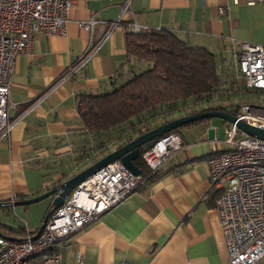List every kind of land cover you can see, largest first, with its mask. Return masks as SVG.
<instances>
[{
  "label": "crops",
  "instance_id": "0c3cea01",
  "mask_svg": "<svg viewBox=\"0 0 264 264\" xmlns=\"http://www.w3.org/2000/svg\"><path fill=\"white\" fill-rule=\"evenodd\" d=\"M91 17L96 20L92 31L78 24ZM119 17L122 21L107 35ZM133 21L143 31L169 30L190 45L207 47L216 53L219 70L234 72L241 79L240 43L264 44V0L255 4L75 0L65 33H36L32 50L16 59L10 91L15 103L10 117L15 123L8 135L0 136V202L40 195L146 131V124L141 123V130L134 132L112 128L97 134L86 127L79 113L82 95L102 93L123 83L135 63L148 66L127 56L126 33ZM91 44L100 46L72 76L55 86ZM217 93L199 100H178L175 109L166 107L157 116L159 121L152 124L151 120L149 125L153 128L209 106L236 104L230 96ZM227 121L213 117L175 130L182 136L183 148L154 177L126 201L52 246L61 252L62 264H79L78 252L84 256L83 264H228L216 207L220 191L211 187L208 165L211 155L231 148L225 140ZM53 197L43 198V203L0 206V222L20 230L0 227V235L23 238L28 232L34 234L51 211Z\"/></svg>",
  "mask_w": 264,
  "mask_h": 264
},
{
  "label": "built area",
  "instance_id": "2783aa9c",
  "mask_svg": "<svg viewBox=\"0 0 264 264\" xmlns=\"http://www.w3.org/2000/svg\"><path fill=\"white\" fill-rule=\"evenodd\" d=\"M255 4L263 0H232ZM75 0H0V136L8 135L15 121L10 110L12 75L16 59L32 50L35 34L65 33L70 9ZM128 2L122 6V12ZM224 13L226 7H220ZM122 21L112 22L107 35ZM96 20L91 17L78 24L92 31ZM128 31H142L137 21ZM90 45L85 55L70 66L57 86L72 76L99 48ZM238 67L248 89H264V44L242 41L239 45ZM239 120L264 128V109L244 104L235 114ZM225 140L231 148L208 158L211 187L220 192L216 207L223 228L229 255L228 264H264V139L249 135L236 122L225 128ZM184 141L177 131L161 135L156 143L142 152L150 175L158 171ZM149 176L134 173L120 159L102 166L78 184L64 203L49 213L39 236L33 233L18 240L0 235V264H62L61 252L52 249L60 239L81 230L129 195ZM76 259L84 263L78 252ZM120 264H129L124 261Z\"/></svg>",
  "mask_w": 264,
  "mask_h": 264
},
{
  "label": "trees",
  "instance_id": "16d2710c",
  "mask_svg": "<svg viewBox=\"0 0 264 264\" xmlns=\"http://www.w3.org/2000/svg\"><path fill=\"white\" fill-rule=\"evenodd\" d=\"M126 49L128 57L137 62H145L148 66L142 67L135 63L132 65L131 76L123 83L102 93L80 97L79 113L91 132L103 134L112 128L134 132L141 130V123L146 124L145 130L150 129L149 122L166 107L173 110L178 100L189 97L203 99L219 90L225 81L219 73L216 53L204 46L190 45L169 30L128 31ZM239 108V104H229L209 106L202 110L224 109L236 114ZM127 123L131 124L129 128L123 126ZM135 164L148 178L154 177L159 171L150 175L142 153ZM0 227L20 232L1 222Z\"/></svg>",
  "mask_w": 264,
  "mask_h": 264
},
{
  "label": "water",
  "instance_id": "95a60500",
  "mask_svg": "<svg viewBox=\"0 0 264 264\" xmlns=\"http://www.w3.org/2000/svg\"><path fill=\"white\" fill-rule=\"evenodd\" d=\"M213 117H219L230 122H236L238 127L249 135L264 139L263 127L253 125L244 120H239L234 113H231L230 111L224 109L202 110L199 112L186 114L144 131L143 133L137 135L129 141L121 144L115 150L104 155L99 160L89 165L85 169L81 170L72 177L68 178L67 180L61 182L60 184L56 185L55 187L49 189L48 191L40 195L22 200L1 201L0 206L30 204L37 202L47 196L54 195L52 200V208L50 211L51 213L64 203L66 198L71 194L72 190L78 184L92 176L97 170H99L102 166L106 165L107 163L116 159H120L134 173H142V169H140L135 164V160L141 155L142 151L147 150L148 148L153 146L161 135L170 131H174L186 123L199 119ZM48 215L44 218L38 230L32 235L33 239H36L43 230L45 223L47 222ZM9 238L15 240L21 239L15 237Z\"/></svg>",
  "mask_w": 264,
  "mask_h": 264
},
{
  "label": "rangeland",
  "instance_id": "374dc122",
  "mask_svg": "<svg viewBox=\"0 0 264 264\" xmlns=\"http://www.w3.org/2000/svg\"><path fill=\"white\" fill-rule=\"evenodd\" d=\"M219 73L221 75V77L225 80L227 78L232 79L233 77L236 76V74L233 73H227V72H223L221 69L219 70ZM236 80H232V81H224L221 84V88H219L218 91V95H224L225 98L227 97H231L232 99H234L236 101V104L239 103L240 108L239 111L241 110L242 105L244 104H252L254 106H257V108L259 110H263L264 109V91L263 92H255L253 93L252 90H248L245 87L244 81L241 78H236ZM225 85V87H223ZM189 101H192L194 99V97H189L188 98ZM180 102L184 101V100H179ZM238 111V112H239ZM159 120L157 119V116L152 118V124L158 122ZM129 124H124L123 126L126 128ZM41 201H46L45 199L40 200L38 202L35 203H43Z\"/></svg>",
  "mask_w": 264,
  "mask_h": 264
}]
</instances>
